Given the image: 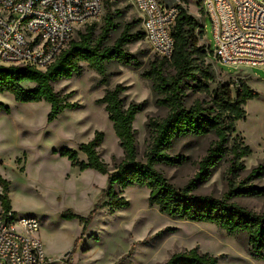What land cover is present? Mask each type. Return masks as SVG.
Returning a JSON list of instances; mask_svg holds the SVG:
<instances>
[{
  "label": "rangeland",
  "instance_id": "1",
  "mask_svg": "<svg viewBox=\"0 0 264 264\" xmlns=\"http://www.w3.org/2000/svg\"><path fill=\"white\" fill-rule=\"evenodd\" d=\"M111 1L122 13L112 39L118 36L126 22L134 29H142L132 0ZM182 3L198 21L199 27L194 30L196 46L207 53L204 65H210L215 74V78L207 82L208 89L217 83H229L234 95L238 79H246L259 94L246 102L245 117L236 121L233 133L251 148V153L243 157L249 171L264 160V64L218 61L210 52L215 48L210 19L200 9L198 0H182ZM101 15L93 21L99 24ZM84 28L85 25L77 30ZM127 49L138 64L109 65L106 84L99 82L98 74L87 64H83L81 74L53 81L52 87L57 94L77 105L64 109L51 121L47 120L50 105L44 100L23 103L15 101L9 93H0V101L10 108L9 113L0 110V177L8 181L7 196L12 210L17 216L36 217L38 235L44 253L50 259L48 264H162L173 253L193 247L217 256V264H264V260L249 255L244 235H228L213 223L171 218L148 202L147 188L137 185L121 191L129 201L128 207L114 211L108 206L97 208L85 229L84 222L62 217L67 209L88 216L100 199L107 175L90 168L80 170L66 156L59 154L61 148L78 150L79 144L91 140L95 131H102V141L96 148L100 159L110 170L122 159L123 151L112 122L104 105L98 103L107 88L120 83L126 86V104L131 101L143 103L133 121L140 160L144 159L148 145L147 120L163 118L167 113L166 108L155 104L151 81L141 76L149 63L160 57L144 37L129 43ZM199 62L197 59L196 63ZM163 69L165 74L173 73V68L166 62ZM24 85L31 86L30 83ZM196 99L205 101L209 96L200 91L195 82L188 80L183 84L184 104L189 106ZM214 139L212 133L178 138L171 152L182 157L181 162L159 163L156 167L173 184L183 186L195 174L199 160ZM77 159L85 161L86 157L78 151ZM224 165L222 162L216 166L210 177L197 185L196 192L221 196L226 190ZM251 182L264 186V174ZM233 200L264 212V195L236 196Z\"/></svg>",
  "mask_w": 264,
  "mask_h": 264
},
{
  "label": "trees",
  "instance_id": "2",
  "mask_svg": "<svg viewBox=\"0 0 264 264\" xmlns=\"http://www.w3.org/2000/svg\"><path fill=\"white\" fill-rule=\"evenodd\" d=\"M102 6L100 23L92 21L86 23L82 31L77 30V37L70 40L67 48L45 70L31 65L0 64V93H9L15 101L23 103L44 100L50 105L47 120L51 121L64 109L77 105L60 97L52 87L53 81L79 75L83 64H87L98 74L99 82L106 84L110 74L109 65L138 64L127 45L143 38V29H134L132 24L126 22L118 36L112 39L122 13L111 0H102ZM137 22H141L140 17ZM197 27V19L179 5V13L171 28L174 48L170 59H155L141 73L143 78L151 81L155 104L167 109L163 118H149L146 122L149 139L143 160L137 155L133 128V121L142 110L143 103L131 101L126 104V86L120 83L107 88L98 99V103L104 105L123 151L122 159L113 169L108 168L96 150L102 141V131H95L91 140L79 144L78 150L66 147L59 150L61 156H66L80 170L90 168L107 175L100 199L88 216L84 217L67 209L62 217L84 222L85 229L97 208L108 206L114 211L128 207L129 201L121 191L137 185L149 190L148 202L156 205L161 213L171 218L213 223L231 236L244 235L249 255L254 259L264 260V212H257L233 200L236 196L264 195V186L251 182L264 174V160L247 171L243 157L251 153V148L233 135L236 121L245 117L246 102L259 94L248 85L246 79H238L234 95L229 83H217L214 88L208 89L207 82L212 81L215 74L210 65H204L207 53L196 46L194 30ZM210 52L212 53L211 50ZM197 59L200 60L199 63H196ZM165 62L173 68L172 74L164 73ZM188 80L195 82L196 87L205 92L209 99H196L186 106L183 100V84ZM25 83H30L31 86H25ZM0 110L9 113L10 108L0 101ZM210 133L215 139L199 160L193 177L183 186L173 184L156 167L159 163L173 165L181 162L182 157L171 152L176 139L201 137ZM78 151L85 155V161H78ZM222 162L225 164L226 176V190L223 194L214 196L197 193V185L206 181L213 169ZM0 183V204L2 210L7 211L11 209L7 196L8 181L0 177ZM103 198L107 199L103 201ZM217 263V256L193 247L173 253L162 264Z\"/></svg>",
  "mask_w": 264,
  "mask_h": 264
},
{
  "label": "built area",
  "instance_id": "3",
  "mask_svg": "<svg viewBox=\"0 0 264 264\" xmlns=\"http://www.w3.org/2000/svg\"><path fill=\"white\" fill-rule=\"evenodd\" d=\"M210 19L214 57L225 63L264 64V0H198ZM144 38L170 59L171 28L182 0H132ZM102 0H0V64L45 70L78 27L102 14ZM34 216L0 211V264H48Z\"/></svg>",
  "mask_w": 264,
  "mask_h": 264
},
{
  "label": "crops",
  "instance_id": "4",
  "mask_svg": "<svg viewBox=\"0 0 264 264\" xmlns=\"http://www.w3.org/2000/svg\"><path fill=\"white\" fill-rule=\"evenodd\" d=\"M12 209V208H11Z\"/></svg>",
  "mask_w": 264,
  "mask_h": 264
}]
</instances>
